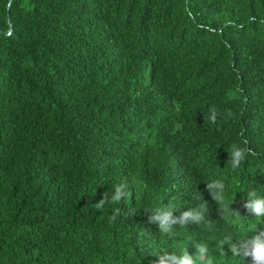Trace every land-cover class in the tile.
<instances>
[{"label":"trees","instance_id":"obj_1","mask_svg":"<svg viewBox=\"0 0 264 264\" xmlns=\"http://www.w3.org/2000/svg\"><path fill=\"white\" fill-rule=\"evenodd\" d=\"M0 30V264H158L201 243L197 264H252L264 0H0ZM160 206L203 219L164 234Z\"/></svg>","mask_w":264,"mask_h":264},{"label":"clouds","instance_id":"obj_2","mask_svg":"<svg viewBox=\"0 0 264 264\" xmlns=\"http://www.w3.org/2000/svg\"><path fill=\"white\" fill-rule=\"evenodd\" d=\"M215 114L210 116V120L215 121ZM246 150L237 144H233L229 151V159L231 168L235 169L245 160ZM216 189V191H212ZM126 183H118L112 186V191L109 193V199L112 202H118L127 195ZM206 190L210 193L212 199L221 204L225 202L224 185L220 181H212L206 184ZM245 209L254 217L257 221L264 219V195L259 194L255 190L247 192V198L244 200ZM175 209L168 206L154 207L151 209L149 216L150 223L159 222L158 227L164 234L171 235L173 233V225L180 224L185 225L191 222H198L203 219V212L189 209L188 211H182L181 216L173 218L172 213ZM228 212V217H231L233 213L225 206L224 209ZM226 217V218H228ZM239 216L237 220H239ZM234 223L236 221H233ZM249 226L252 227V223L249 222ZM245 251L243 253L244 258L251 257L252 264H264V230L257 231L244 243ZM198 256L190 255L185 250L183 254L175 255L172 253H166L158 257V264H197L198 259H203L207 253L208 248L205 244L201 243L197 249ZM235 252V248H233ZM207 264H213L211 258L208 259Z\"/></svg>","mask_w":264,"mask_h":264},{"label":"water","instance_id":"obj_3","mask_svg":"<svg viewBox=\"0 0 264 264\" xmlns=\"http://www.w3.org/2000/svg\"><path fill=\"white\" fill-rule=\"evenodd\" d=\"M10 30H11V28H10ZM10 30H9V31H10ZM0 31H1V30H0Z\"/></svg>","mask_w":264,"mask_h":264}]
</instances>
